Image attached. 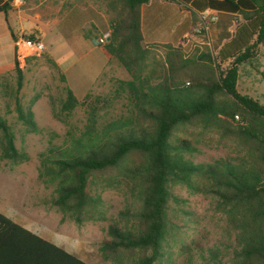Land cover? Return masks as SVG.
<instances>
[{
	"label": "trees",
	"instance_id": "obj_1",
	"mask_svg": "<svg viewBox=\"0 0 264 264\" xmlns=\"http://www.w3.org/2000/svg\"><path fill=\"white\" fill-rule=\"evenodd\" d=\"M149 1L107 2L112 21L102 49L132 78L128 95L134 115L100 132L93 118L72 145L51 147L43 155L44 181L55 186L51 205L81 224L99 203L90 194L92 179L127 180L137 208L121 212L123 225L109 227L110 239L99 251L113 264H155L163 255L169 202L177 200L170 185H183L216 200L232 235L226 255L208 264H264V104L238 91L241 78L260 67L264 0H163L190 11L193 23L194 13L217 12L216 21L209 22L215 57L186 58L179 44H166L164 62L147 74L149 51L156 45L144 43L140 20L141 7ZM8 8L9 2L0 0V12ZM18 65L15 60L19 89ZM89 96L79 101L67 89L62 110H74ZM17 112L29 129L36 128L30 109L24 112L17 105ZM0 129L5 157L22 162L24 155L1 120ZM212 136L232 143L233 154L195 163L196 145ZM0 264L87 263L0 212Z\"/></svg>",
	"mask_w": 264,
	"mask_h": 264
},
{
	"label": "rangeland",
	"instance_id": "obj_2",
	"mask_svg": "<svg viewBox=\"0 0 264 264\" xmlns=\"http://www.w3.org/2000/svg\"><path fill=\"white\" fill-rule=\"evenodd\" d=\"M103 1L107 9L109 0ZM173 3L177 6L175 1ZM185 12L174 11L168 24L169 31L173 29L180 33L186 28L188 37L181 41L171 38L172 41H178L186 58L208 54L213 59L215 50L209 32L191 33L193 26L201 24L202 17L194 13L193 23L192 13ZM234 27L233 23L231 30ZM166 51L160 45L150 48L147 74L164 62ZM62 55L65 54L57 50L55 57L60 59ZM257 58L260 67L255 68L251 76L241 78L238 91L264 104L262 48ZM111 63L88 93L90 96L85 104L70 112L62 110L67 88L45 52L29 57L22 67L18 65L22 74L19 89L15 68L0 77V120L9 127L17 151L24 155L23 161L17 164L5 157L6 141L0 129V212L87 264H113L103 259L99 248L110 239L109 227L123 225L121 212L126 208L136 210L135 191L125 179L112 182L92 179L90 194L99 200L98 206L86 213L85 221L76 224L70 215L51 205L55 186L44 181L48 177L42 162L43 155H47L51 147L72 145L84 134L93 118L97 122L95 128L100 132L109 123L133 117L134 109L128 95L132 78L118 61ZM83 100L84 97L79 99ZM17 105L24 112L29 109L33 112L34 130L19 119ZM196 148L192 156L195 163H210L233 154V144L219 142L217 136L200 140ZM170 192L177 200L169 202L163 255L155 264H208L223 258L232 235L216 200L210 195L192 192L183 185H170Z\"/></svg>",
	"mask_w": 264,
	"mask_h": 264
},
{
	"label": "crops",
	"instance_id": "obj_3",
	"mask_svg": "<svg viewBox=\"0 0 264 264\" xmlns=\"http://www.w3.org/2000/svg\"><path fill=\"white\" fill-rule=\"evenodd\" d=\"M3 1L9 2V8L6 14L0 12V77L13 72L16 57L13 40L30 35L44 43L46 56L78 100L110 68L111 61L97 43L111 29L112 15L103 0H29L20 6ZM174 11L187 13L172 1L150 0L142 5L140 28L145 44L176 46L178 41L171 38L181 41L188 37L186 28L180 33L169 31L168 22ZM57 50L65 54L60 59L55 57Z\"/></svg>",
	"mask_w": 264,
	"mask_h": 264
},
{
	"label": "built area",
	"instance_id": "obj_4",
	"mask_svg": "<svg viewBox=\"0 0 264 264\" xmlns=\"http://www.w3.org/2000/svg\"><path fill=\"white\" fill-rule=\"evenodd\" d=\"M29 0H10L15 6L25 4ZM202 17L201 24L192 28V34H200L201 32H209V22H215L217 19V12L206 10L199 13ZM110 37V31L104 33L97 40L99 46H104L107 39ZM13 45L16 53V60L19 64H23L29 57L40 56L44 50V43L37 37L30 35L28 37H17L13 40Z\"/></svg>",
	"mask_w": 264,
	"mask_h": 264
},
{
	"label": "water",
	"instance_id": "obj_5",
	"mask_svg": "<svg viewBox=\"0 0 264 264\" xmlns=\"http://www.w3.org/2000/svg\"><path fill=\"white\" fill-rule=\"evenodd\" d=\"M107 41H109V38L107 39Z\"/></svg>",
	"mask_w": 264,
	"mask_h": 264
}]
</instances>
